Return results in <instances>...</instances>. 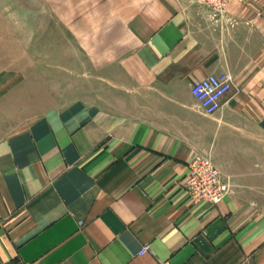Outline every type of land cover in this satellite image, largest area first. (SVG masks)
Wrapping results in <instances>:
<instances>
[{"label":"crops","instance_id":"1","mask_svg":"<svg viewBox=\"0 0 264 264\" xmlns=\"http://www.w3.org/2000/svg\"><path fill=\"white\" fill-rule=\"evenodd\" d=\"M100 6L121 28L99 90L0 142V264H264V0ZM222 72L206 114L191 87ZM201 153L231 179L218 204L186 190Z\"/></svg>","mask_w":264,"mask_h":264},{"label":"rangeland","instance_id":"2","mask_svg":"<svg viewBox=\"0 0 264 264\" xmlns=\"http://www.w3.org/2000/svg\"><path fill=\"white\" fill-rule=\"evenodd\" d=\"M106 12L100 0H0V142L82 100L91 81L99 90L121 28Z\"/></svg>","mask_w":264,"mask_h":264},{"label":"built area","instance_id":"3","mask_svg":"<svg viewBox=\"0 0 264 264\" xmlns=\"http://www.w3.org/2000/svg\"><path fill=\"white\" fill-rule=\"evenodd\" d=\"M210 8L214 16H222L235 0H195ZM233 76L230 72L212 73L195 82L191 87L193 96L206 114L217 112L222 106V98L232 89ZM188 193L195 200L220 203L231 191L232 182L224 175L209 154H197L189 163V174L185 181ZM149 246L141 249L143 254Z\"/></svg>","mask_w":264,"mask_h":264}]
</instances>
